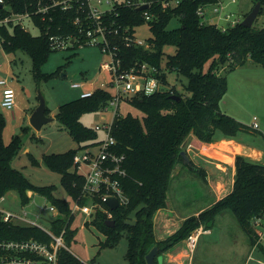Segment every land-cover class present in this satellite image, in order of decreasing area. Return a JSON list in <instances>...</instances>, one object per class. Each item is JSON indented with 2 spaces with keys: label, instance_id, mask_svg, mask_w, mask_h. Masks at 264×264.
<instances>
[{
  "label": "trees",
  "instance_id": "obj_1",
  "mask_svg": "<svg viewBox=\"0 0 264 264\" xmlns=\"http://www.w3.org/2000/svg\"><path fill=\"white\" fill-rule=\"evenodd\" d=\"M218 0H181L177 7L162 10L153 5L155 14L149 22L152 36L146 39L147 46H127L122 35L135 37V30L145 23L143 12L135 7L117 5L115 10L103 21L110 28L117 29L116 38L118 55L123 68L139 69L147 63L163 72L161 78L167 81L166 71H175L188 78L186 92L183 94L173 87L172 90L160 91L152 95H134L127 99L142 113V117L132 113L119 115L114 122L113 134L118 141V150L126 154L125 167L128 177L124 187L129 196L127 206L113 211L115 226L109 227L105 216L99 215L93 224L107 236V242L119 241L121 232L126 231L129 241L126 258L129 264H147L146 255L157 246L159 253L172 250L184 242L200 226L210 229L217 216L225 211L233 213L241 229L248 235L253 246L259 244L260 234L255 221L264 216V163L248 157L236 156V174L232 191L215 202L208 209L185 219L176 232L163 240L155 235V215L170 205L168 192L179 164H188L181 154L183 144L194 134L202 142H212L218 135L235 138L240 132L250 130L248 125L228 115L221 108V102L228 89L227 77L218 73L219 66L226 69L243 66L252 60L264 67V28L245 27L238 22L227 31H222L212 24H201L197 9L202 5L213 4ZM37 0H6V5L15 12L33 11ZM260 14L264 15V0ZM79 2L69 11L55 10L51 17L42 20L35 15L32 23L39 29L35 35L19 24L0 25V36L6 51L22 50L33 60L35 77H50L40 73L41 65L47 60L52 48V35H76L78 25L74 24L76 16L85 18V13H77ZM9 15L8 10L0 5V19ZM248 15L245 14V17ZM179 18L180 25L174 29L168 26L173 18ZM86 26V25H85ZM127 30V32L124 31ZM172 45L175 53L168 55L163 64L164 47ZM77 48V46H72ZM70 48V47H69ZM213 59L208 71L205 64ZM227 64V65H226ZM173 95L181 96L175 100ZM113 94L104 88H97L89 97H79L59 106L57 120L78 142L94 139L97 133L87 127L81 120L82 115L102 109ZM47 115L49 109L47 108ZM5 120L0 114V199L9 191L19 194L24 205L31 202L29 192L44 196L59 212L52 222L53 230L59 234L66 229V244L69 247L77 235L72 227L74 216L72 205L67 199L57 198L54 186H37L24 174L11 166V161L21 145L20 136H15L6 144L2 129ZM77 149L64 153L44 155V163L52 170L62 174V184L74 201L82 193L83 177L73 169V158ZM190 171L197 172L205 178L204 169H198L192 161L187 165ZM136 220V225H126L125 221ZM35 239L49 243L51 238L40 228L6 222L0 211V240L22 241ZM260 245V244H259ZM264 250V247H262ZM157 264H169L158 262ZM58 264H86L69 250L59 251Z\"/></svg>",
  "mask_w": 264,
  "mask_h": 264
},
{
  "label": "rangeland",
  "instance_id": "obj_2",
  "mask_svg": "<svg viewBox=\"0 0 264 264\" xmlns=\"http://www.w3.org/2000/svg\"><path fill=\"white\" fill-rule=\"evenodd\" d=\"M219 2H221L220 5L218 3L216 6L206 5L204 7L206 15L213 13L216 17L220 13L224 16L229 14L231 21L236 22L243 21L245 14L249 13L256 4L254 0H236V2L219 0ZM221 5L224 6L222 11ZM109 7V5H103L102 9ZM215 8H218L217 13L214 11ZM220 24L227 25L224 19ZM25 25L31 33L35 35L40 33L31 21L26 20ZM179 25L180 20L175 17L168 28L174 29ZM262 25H264V15L260 14L253 26ZM151 36L148 22L137 27V39L146 40ZM175 50L176 48L172 45L164 47L163 64L167 56L174 54ZM108 58V55L98 46L70 47L52 51L39 70L42 75L52 74V76L47 78L42 76L40 80H37L31 56L22 50L6 51L0 36V80H6L7 86L15 91L14 105L9 109L2 105L3 92L7 86L0 84V114L5 120L2 137L6 144L10 143L15 136L21 138L20 148L12 159L11 166L21 171L31 183L37 186H54V195L57 198L67 199L71 204H74V200L62 184V174L49 168L44 163L43 157L52 153H64L70 149H83V147H90L92 152L98 153V142L106 135L103 130L99 131L94 139L78 142L57 120L56 114L61 104L81 97V93L85 90L104 88L113 96L115 95L116 92L111 87V74L101 69V64ZM212 63L213 59H210L205 64L204 71H208ZM220 68L221 66L217 68V71ZM219 73L226 76L228 81V89L223 98L225 112L248 126L250 122L253 123L256 116L260 128L251 127L243 133L249 136L250 140L254 139L264 144V67L249 60L243 66L225 68ZM166 76L167 86H174L179 92L189 95L185 89L188 83L185 75L166 71ZM74 83H83L84 88H75ZM39 91L45 97L49 109L48 116L53 120L37 130L30 119L39 105ZM115 111L120 115L130 112L134 116L142 117L141 111L128 101L121 100L117 108L110 103L107 109L85 113L81 120L95 131L97 125L112 122ZM187 168V166L184 168L185 172L188 171L187 173L182 172L174 176L177 178L173 179L168 192V201L170 205H175L176 217L164 229L155 222V234L162 239L178 230L182 218L192 215L200 208L209 207L213 202L199 174ZM82 170L85 171L86 167ZM29 195H32L31 202L24 205L17 192L9 191L0 199V211H11L19 215L26 211L30 219L36 220L44 229L50 231L57 212L50 210L51 203L41 194L31 192ZM92 222L93 218L89 215L76 216L72 227L77 229V235L69 246L70 251L86 264H129L126 258L129 247L126 231L121 232L120 239L116 243L107 242L106 234ZM210 230V233L200 236L193 253L188 250L184 242L173 248L176 252L184 249V254L178 259L179 263L186 264L188 261H193L194 264H264L262 249L264 236L259 241L260 245L253 246L232 212L227 210L217 216ZM261 231L264 233V228H261ZM167 255V252L161 253L157 256V261L160 263L167 261Z\"/></svg>",
  "mask_w": 264,
  "mask_h": 264
},
{
  "label": "built area",
  "instance_id": "obj_3",
  "mask_svg": "<svg viewBox=\"0 0 264 264\" xmlns=\"http://www.w3.org/2000/svg\"><path fill=\"white\" fill-rule=\"evenodd\" d=\"M236 2V0H232ZM74 2H79L80 6L77 8V13H85V18L80 15L76 16L74 24L78 25L79 31L76 35L58 36L52 35L50 40L52 48L61 50L72 46L78 48L84 46H98L102 52L108 55V60L101 64L103 71L111 74V87L115 90V95L111 101L102 109H107L109 104L117 106L121 100H127L134 95H152L160 91L172 90L174 86H167L163 81L161 75L163 72L158 71L155 66H150L147 63L141 65L139 69L123 68L122 60L118 55V45L115 41L120 36L117 29H109L110 26L103 21V17L111 14L116 6L126 5L139 8L143 5H148V8L141 10L145 22L153 21L155 14L151 11L153 5L161 6L165 11L170 8L177 7L181 0H37L34 10L25 12H15L11 6L6 5V0H0V5L8 10L9 15L0 19V25L16 23L27 30L25 21L32 22L35 15L41 16L42 20H46L50 16V21L53 20L51 14L55 10L69 11L74 7ZM219 0L211 5L218 4ZM103 5H109L108 9H102ZM209 5V4H207ZM202 5L197 9L201 24H212L222 31H227L229 28L235 26L238 21H231L230 15L223 13L216 17L211 13L209 16L204 12ZM224 6L221 5V11ZM215 13L218 8L214 9ZM225 20L227 25H221V20ZM211 20V22H209ZM33 24V23H32ZM86 25V26H85ZM259 28H264V25ZM125 32L127 30L124 29ZM136 34V30H135ZM112 37H116L112 39ZM123 38L124 44L127 46H147L146 40H139L135 37L127 35L120 36ZM119 37V38H120ZM166 73V72H165ZM0 84L7 86L6 80H0ZM75 88H84L83 83H74ZM104 87V83H102ZM93 91L85 90L81 93V97H89ZM2 105L11 109L14 105L15 91L13 88L7 86L3 92ZM120 114L115 111V118L112 122L97 125L95 132L104 131L105 137L98 142L99 151L94 153L90 147H83L77 149L73 158V170L83 177L82 193L78 200L74 201L72 205V215L74 220L77 215L90 216L93 222L99 216H105L108 220L113 219V211L108 205L109 198H114L118 201V208L127 206L130 199L124 187V180L128 177V171L125 167L126 154L118 150V141L113 134L114 122L116 117ZM252 127L258 129L260 127L257 117L253 119ZM86 167L83 171L82 168ZM117 208V209H118ZM50 210L59 212L55 206L51 204ZM116 210V209H115ZM3 220L6 222L19 223L22 225H30L42 229L50 238V242H41L35 239L14 241V240H0V264H58L59 251L65 248L70 251L66 244V229L57 234L52 229L47 231L36 220L29 218V214L23 211L22 215L15 214L11 211H1ZM257 219L256 223H258ZM53 222V221H52ZM74 222V221H73ZM92 222V223H93ZM211 230L204 226L198 227L186 239L185 243L188 250L193 253L196 249L200 236L205 233H210ZM260 238L262 234L259 232ZM260 241V239H259ZM71 252V251H70Z\"/></svg>",
  "mask_w": 264,
  "mask_h": 264
},
{
  "label": "crops",
  "instance_id": "obj_4",
  "mask_svg": "<svg viewBox=\"0 0 264 264\" xmlns=\"http://www.w3.org/2000/svg\"><path fill=\"white\" fill-rule=\"evenodd\" d=\"M225 68V66H221L218 73L219 71L222 72ZM224 104L225 101L223 99L221 102V108L224 109L223 111H225ZM250 123L249 127L251 128L252 122ZM183 149L189 156L190 161H192L198 169H204L205 171V178H202V180L204 188L208 190V195L212 197L213 202L210 206L232 191L236 174L235 161L237 155H242L259 162H262L264 159V144L254 139L250 140V137L245 136L243 132H240L235 138L218 135L212 142H202L194 134H191L183 144ZM187 165L188 164H179L175 171V175H180L182 172H185L184 168H186ZM187 169L189 170V167ZM187 172L186 170L185 173ZM176 178L177 177H174V179ZM29 194H31V192H29ZM209 207L200 208L192 215H199L201 211ZM192 215L182 218V223ZM175 217L176 208L174 204H171L166 208L160 209L156 213L154 221L158 223L157 225H159L161 229H164L166 226L168 227L169 223L173 222ZM256 226L258 231L262 234L260 238V240H262L264 233L261 231V228H264V216L259 219ZM156 238L157 240H163L160 236H156ZM173 250L175 249L167 252V261L165 262L169 264H181L178 262V259L184 254V249H179L177 252L176 250L172 252ZM186 264L194 263L193 261H188Z\"/></svg>",
  "mask_w": 264,
  "mask_h": 264
},
{
  "label": "water",
  "instance_id": "obj_5",
  "mask_svg": "<svg viewBox=\"0 0 264 264\" xmlns=\"http://www.w3.org/2000/svg\"><path fill=\"white\" fill-rule=\"evenodd\" d=\"M261 3L257 2L255 4V6L253 7V9L248 13V15L243 19V21H241V24L245 27L248 28H252L254 25V22L256 21V19L258 18V16L260 15L261 12ZM148 8V5H143L141 7H139V10H144ZM173 99L175 100H180L181 96L179 95H173L172 96ZM38 99H39V105L37 106V108L35 109V111L33 112L32 116H31V124L37 129L40 130L42 128L43 125L51 122L53 120L52 117L47 115V104H46V100L45 97L43 96L42 92L39 91L38 92ZM181 154L183 155V157L185 158L186 162L188 164H190V158L187 155L186 151H182ZM108 205L110 206V208L112 210H115L118 208V201L114 198H109L107 201ZM106 224L109 227H114L115 226V220L111 219V220H107ZM126 225H136L137 221L136 220H132L129 219L127 221H125ZM159 253V248L157 246L153 247L150 252L146 255V261L147 264H157L156 262V258L158 256Z\"/></svg>",
  "mask_w": 264,
  "mask_h": 264
}]
</instances>
